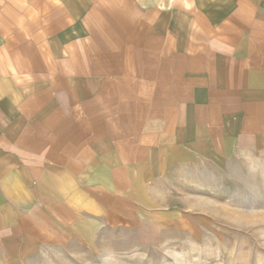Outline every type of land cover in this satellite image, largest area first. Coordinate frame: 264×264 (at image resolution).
Instances as JSON below:
<instances>
[{
    "label": "crops",
    "instance_id": "1",
    "mask_svg": "<svg viewBox=\"0 0 264 264\" xmlns=\"http://www.w3.org/2000/svg\"><path fill=\"white\" fill-rule=\"evenodd\" d=\"M252 165L264 0H0V264L188 227Z\"/></svg>",
    "mask_w": 264,
    "mask_h": 264
},
{
    "label": "rangeland",
    "instance_id": "2",
    "mask_svg": "<svg viewBox=\"0 0 264 264\" xmlns=\"http://www.w3.org/2000/svg\"><path fill=\"white\" fill-rule=\"evenodd\" d=\"M230 175L188 227H110L68 248L67 264H264V169Z\"/></svg>",
    "mask_w": 264,
    "mask_h": 264
}]
</instances>
